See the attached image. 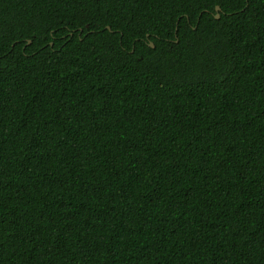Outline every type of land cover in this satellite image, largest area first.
<instances>
[{"label": "trees", "instance_id": "1", "mask_svg": "<svg viewBox=\"0 0 264 264\" xmlns=\"http://www.w3.org/2000/svg\"><path fill=\"white\" fill-rule=\"evenodd\" d=\"M0 264H264V0H0Z\"/></svg>", "mask_w": 264, "mask_h": 264}, {"label": "water", "instance_id": "2", "mask_svg": "<svg viewBox=\"0 0 264 264\" xmlns=\"http://www.w3.org/2000/svg\"><path fill=\"white\" fill-rule=\"evenodd\" d=\"M216 9L219 10V9H220V6H216ZM216 17H220V14H219V13L216 14ZM29 42H30V41H29ZM151 45H153V44H151Z\"/></svg>", "mask_w": 264, "mask_h": 264}]
</instances>
